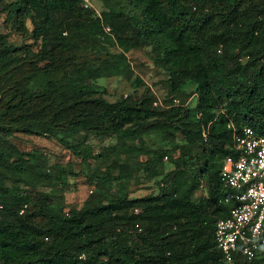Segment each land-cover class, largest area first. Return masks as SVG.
Instances as JSON below:
<instances>
[{
  "label": "trees",
  "instance_id": "obj_1",
  "mask_svg": "<svg viewBox=\"0 0 264 264\" xmlns=\"http://www.w3.org/2000/svg\"><path fill=\"white\" fill-rule=\"evenodd\" d=\"M101 1L107 8L98 17L81 0H16L4 9L33 23L31 37L41 46L18 55L0 34V264H225L214 240L215 223L228 210L218 204L227 193L221 165L237 156L234 131L248 127L264 137V0ZM101 39L120 52L93 66L77 61L79 43ZM141 47L155 51L169 95L161 101L139 78L133 85L144 90L137 99L98 95L96 80H131L126 54ZM152 132L183 138L171 149L180 154L173 169L158 170L164 151L141 165L158 178L157 195L129 199L120 188L69 213L34 204L29 160L8 140L14 133L45 136L76 153L66 140L78 134L113 137L124 147ZM130 179L122 169L101 180ZM262 263L264 253L235 259Z\"/></svg>",
  "mask_w": 264,
  "mask_h": 264
},
{
  "label": "rangeland",
  "instance_id": "obj_2",
  "mask_svg": "<svg viewBox=\"0 0 264 264\" xmlns=\"http://www.w3.org/2000/svg\"><path fill=\"white\" fill-rule=\"evenodd\" d=\"M15 1L0 0V34L5 36L8 44L15 48L18 55L22 54L26 48L37 53L41 44L40 40L31 37L33 23L22 17L18 20L8 17L4 10L12 6ZM89 8L93 16L98 17L107 7L101 0H90ZM105 29L106 33L112 35L110 27ZM92 42L79 43V50L76 51L77 61H89L93 66L97 64V61L107 58V52L110 54L120 52L106 39L94 40L93 45ZM89 45L94 48L86 50ZM153 57H155V51L152 47L133 49L126 54L132 71L131 80L121 76L96 80L94 84L97 94L108 102H114L126 96L137 99L144 90L143 86L134 87L133 85L135 79L139 78L145 86L151 87L153 93L162 101L165 95H169L168 86L165 83L167 75L163 69L153 64ZM185 88L190 91L193 85L187 84ZM186 104L192 107L194 99H187ZM60 137L67 139L65 134H61ZM8 140L17 148L25 161L26 159L30 161H27L32 169L28 191L34 196V204L50 205L55 213H69L73 209H80L84 202L93 196L103 198L105 201V198L115 197L120 188L126 191L129 199H143L157 195L158 178L154 179L146 175L141 165L149 157L148 154L164 151L166 154L158 164V170L169 171L174 168L171 161L180 155L178 151L171 149L175 145L183 144L180 132L176 133L173 139H163L159 132H152L148 136L142 134L139 140L126 141V144H123L124 147L113 137L78 134L66 140V143L75 147L76 153L56 139L45 136L14 133ZM131 148L138 149L132 151ZM122 169L130 171L129 181L102 182L101 179L106 173L111 178H116ZM7 185L17 186L21 190L27 189L21 182L10 181ZM203 195L204 189L196 191L193 201L196 202Z\"/></svg>",
  "mask_w": 264,
  "mask_h": 264
},
{
  "label": "built area",
  "instance_id": "obj_3",
  "mask_svg": "<svg viewBox=\"0 0 264 264\" xmlns=\"http://www.w3.org/2000/svg\"><path fill=\"white\" fill-rule=\"evenodd\" d=\"M81 1L90 7V0ZM232 143L237 156L226 157L219 172L227 193L218 204L228 207L227 215L217 219L214 229L225 264H235L237 257L252 261L264 253V137L243 127L234 131Z\"/></svg>",
  "mask_w": 264,
  "mask_h": 264
}]
</instances>
